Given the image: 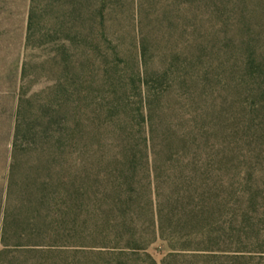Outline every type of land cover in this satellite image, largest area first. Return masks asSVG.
Instances as JSON below:
<instances>
[{"label": "trees", "instance_id": "obj_1", "mask_svg": "<svg viewBox=\"0 0 264 264\" xmlns=\"http://www.w3.org/2000/svg\"><path fill=\"white\" fill-rule=\"evenodd\" d=\"M114 1L29 2L25 44L49 45L51 77L31 92L27 63L16 70L0 264H67L65 247L84 242L108 248L101 264H245L235 252L260 242L205 107L210 50L197 43L160 64L142 43L128 58L112 47ZM192 1L196 35L202 2L214 4ZM251 49L246 87L263 99L264 51ZM96 86L108 93L102 101Z\"/></svg>", "mask_w": 264, "mask_h": 264}, {"label": "rangeland", "instance_id": "obj_2", "mask_svg": "<svg viewBox=\"0 0 264 264\" xmlns=\"http://www.w3.org/2000/svg\"><path fill=\"white\" fill-rule=\"evenodd\" d=\"M190 1L115 0L108 16L114 34L112 47L131 54L128 57L131 59L143 43L149 49L150 58H161L160 64L163 60L166 64L171 61L166 55L173 57L172 51L180 48L191 51L197 43L210 50L208 53L216 67L203 85L205 107L213 125L226 136V170L236 178L233 190L239 205L254 211L250 222L257 229L255 236L260 242L258 245L246 243L241 252L235 253L246 257L242 260L245 264H264V98L253 90L255 85L252 90L247 89L244 77L251 48L264 51V0H218L217 3L209 0L213 7L202 2L198 12L204 15V22L196 35L193 15L197 5ZM29 2L0 0V199L13 133L16 70L22 60L27 63L31 92L39 91L51 77L44 57L49 45L37 49L25 44ZM118 61L122 68L129 69L132 64L131 60L125 62L122 58ZM96 92L101 101L108 94L98 86ZM132 93L127 91L125 95ZM132 99L139 103L137 97ZM252 193L258 196L250 203ZM65 248L71 249L61 255L67 264H101L107 256L101 252L108 250L87 242ZM150 251L158 260L165 255L158 244Z\"/></svg>", "mask_w": 264, "mask_h": 264}]
</instances>
